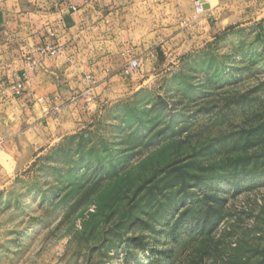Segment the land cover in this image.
<instances>
[{"label": "rangeland", "instance_id": "1", "mask_svg": "<svg viewBox=\"0 0 264 264\" xmlns=\"http://www.w3.org/2000/svg\"><path fill=\"white\" fill-rule=\"evenodd\" d=\"M179 2L141 86L0 188V264H264V0Z\"/></svg>", "mask_w": 264, "mask_h": 264}, {"label": "crops", "instance_id": "2", "mask_svg": "<svg viewBox=\"0 0 264 264\" xmlns=\"http://www.w3.org/2000/svg\"><path fill=\"white\" fill-rule=\"evenodd\" d=\"M193 1L183 3L194 10ZM179 3L0 0V87L23 84L19 96L0 93V188L27 157L76 132L102 105L141 86L140 72L148 62L156 63L162 48L164 14L169 12L173 21ZM225 3L204 0L202 20L209 23ZM173 28L166 29L171 39L180 34ZM220 30L212 28L213 34ZM47 44L60 51L42 56ZM132 59L139 60V69L126 76L122 69Z\"/></svg>", "mask_w": 264, "mask_h": 264}, {"label": "built area", "instance_id": "3", "mask_svg": "<svg viewBox=\"0 0 264 264\" xmlns=\"http://www.w3.org/2000/svg\"><path fill=\"white\" fill-rule=\"evenodd\" d=\"M193 2H194V13H195V15L202 14L204 12L202 0H194ZM59 51H60V49L58 46L51 45V44H47L46 46H44L43 48L40 49V53L42 56L55 55ZM30 63H31L29 65L30 67H32L35 64L34 61H31ZM138 67H139V60L138 59H132L123 67L122 73L127 76L130 73H132L134 70H136ZM87 80L91 81L89 78ZM6 91H9L12 96H19L23 92V84L21 81H17L5 89H2L0 87V93L1 94H5Z\"/></svg>", "mask_w": 264, "mask_h": 264}]
</instances>
